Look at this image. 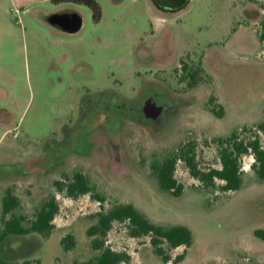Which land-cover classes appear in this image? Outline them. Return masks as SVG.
Instances as JSON below:
<instances>
[{"label": "rangeland", "instance_id": "obj_1", "mask_svg": "<svg viewBox=\"0 0 264 264\" xmlns=\"http://www.w3.org/2000/svg\"><path fill=\"white\" fill-rule=\"evenodd\" d=\"M95 1L99 23L85 5L0 0V232L7 191L18 197L14 215L26 226L45 202L54 198L59 207L49 238L8 237L0 264H82L104 249L123 255L120 264H264V241L254 235L264 230V182L253 154L241 161L244 183L235 192L220 190V181L203 185L179 161L184 190L175 197L151 169L189 142L200 170L220 169L216 139L233 132L245 140L258 133L264 146V0H192L175 14L151 0ZM64 10L81 14L79 33L45 22ZM156 93L168 100L160 120L150 114L153 97L145 99ZM113 97L120 103L107 110ZM75 174L103 201L71 196ZM125 204L157 225L188 228L192 245L160 244L165 263L151 236L133 237L125 223L89 235L100 215ZM69 235L74 246L66 250Z\"/></svg>", "mask_w": 264, "mask_h": 264}, {"label": "trees", "instance_id": "obj_2", "mask_svg": "<svg viewBox=\"0 0 264 264\" xmlns=\"http://www.w3.org/2000/svg\"><path fill=\"white\" fill-rule=\"evenodd\" d=\"M52 1L72 2L78 5H85L92 10L95 23L100 22L101 12L95 0ZM260 40L264 41V34L260 35ZM183 70H188L186 65ZM201 72V68L192 72L189 85L191 88L198 86ZM213 112L219 117L223 115L222 110L216 111L213 109ZM258 130V132L264 134V121L258 126ZM216 145L221 163L220 169L213 168L208 171L200 170L196 160L195 144L191 142L180 147L176 152L163 159L162 162L154 163L151 166L152 175L156 178L160 189L175 197L181 196L184 188L178 183L175 172L178 162L183 161L191 175L203 185L216 187L217 181H220L224 183L223 186L220 187V190L223 192L238 191L242 188L244 183L241 161L245 155L250 153L255 157V163L252 165V169L255 172L256 178L259 182H264V146L262 145L261 137L258 133L250 140H245L240 138L237 132H233L226 138H217ZM57 185L61 187V184L57 183ZM67 189L71 196L92 193L96 199L103 201L99 195H94V189L89 185L87 178L82 174H75L70 180ZM19 206L20 201L18 197L13 195L11 191H7L2 202V221L4 228L0 232V243L11 236L21 237L38 234L44 238H49L54 229L53 221L59 212L56 200L52 198L48 202H45L37 211L34 220L29 226L25 224L26 217L14 215V211ZM7 216H10V219H5ZM114 222L127 224L130 234L133 237L140 238L143 236H151V243L155 248L156 254L160 256L165 263H168L170 258L164 254V250L160 247V244L166 243L170 248L175 249L181 246L190 247L193 243V236L188 228L184 226L166 227L157 225L151 222L131 204L117 205L107 214L100 215L97 225L89 230V235L105 236ZM254 235L264 241V230H256ZM68 242L71 243L70 247ZM62 245L66 250L72 248L74 246L73 236H66L62 240ZM181 259V257L178 258L175 263H178ZM123 260V255L111 249H104L95 259L82 264H120ZM1 264L18 263L1 261Z\"/></svg>", "mask_w": 264, "mask_h": 264}, {"label": "water", "instance_id": "obj_3", "mask_svg": "<svg viewBox=\"0 0 264 264\" xmlns=\"http://www.w3.org/2000/svg\"><path fill=\"white\" fill-rule=\"evenodd\" d=\"M154 6L162 13L175 14L185 10L192 0H151ZM45 22L57 31L73 35L79 33L83 28V18L81 14L75 10H64L49 14L45 18ZM151 112L154 110L153 105ZM157 114V113H156ZM155 115V113H154ZM158 115V114H157Z\"/></svg>", "mask_w": 264, "mask_h": 264}, {"label": "flooded vegetation", "instance_id": "obj_4", "mask_svg": "<svg viewBox=\"0 0 264 264\" xmlns=\"http://www.w3.org/2000/svg\"><path fill=\"white\" fill-rule=\"evenodd\" d=\"M151 97H153L152 99H151V101H150V106L153 104V108H154V110L150 113V114H154L155 113V115H156V118L158 119V120H160V118H161V116H163V114H165V112L167 111V108H168V105H167V103H168V100L167 99H165V98H163L161 95H160V93H156V94H152V95H150V94H148V95H146L145 96V99H147V98H151ZM113 103H115L114 105H112L110 108H107V110L108 109H111V110H116L117 108H116V106L118 107V105H119V101L117 100V98L116 97H113ZM118 103V104H117ZM149 107V106H148ZM130 110H132V109H130ZM98 111V110H97ZM119 112V111H118ZM121 112L123 113V110H121ZM120 113V112H119ZM145 113H146V115L148 114L147 113V111H145ZM158 115H157V114ZM121 114V113H120Z\"/></svg>", "mask_w": 264, "mask_h": 264}, {"label": "crops", "instance_id": "obj_5", "mask_svg": "<svg viewBox=\"0 0 264 264\" xmlns=\"http://www.w3.org/2000/svg\"><path fill=\"white\" fill-rule=\"evenodd\" d=\"M51 14H52V13H51ZM48 15H49V14H48ZM48 15H45V16H44V20H45V18H46Z\"/></svg>", "mask_w": 264, "mask_h": 264}]
</instances>
